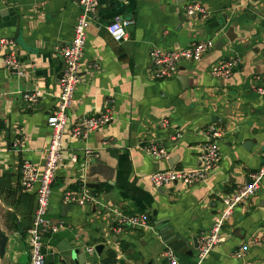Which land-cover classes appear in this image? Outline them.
Masks as SVG:
<instances>
[{"label":"crops","instance_id":"obj_1","mask_svg":"<svg viewBox=\"0 0 264 264\" xmlns=\"http://www.w3.org/2000/svg\"><path fill=\"white\" fill-rule=\"evenodd\" d=\"M192 2H199L207 16L188 15ZM79 11L76 0H0V39L15 41L26 72L21 78L7 71L2 61L8 49H0V223L7 235L0 264L29 262L27 230L35 198L20 185L19 165L25 159L43 163L47 118L60 91L59 47L72 38ZM115 17L129 22L122 41L106 30ZM230 25L238 35L232 41L225 36ZM211 37L214 47L200 61H182L172 78H152V47H185ZM234 57L240 63L230 77L210 74L214 63ZM263 58L264 0L245 5L238 0H98L49 203L48 216L62 218L68 228L45 239L44 264H108V250L116 253L115 264L120 258L127 264H167L162 253L169 249L178 264H195L193 238L210 229L222 197L247 183L264 157V95L255 91L264 84L256 79L264 74ZM34 90L39 98L27 102L23 93ZM108 106L112 120L86 139L69 136L76 119L101 114ZM210 125L222 131L217 166L203 182H175L158 190L148 179L153 172L201 165L203 145L212 140ZM145 143L163 147L167 158L145 152ZM85 149L92 155L86 157ZM83 186L113 210L144 214L148 226L115 233L113 216L99 206L67 204L63 210V192ZM164 228L177 240L178 251L162 235ZM223 233L224 241L202 264H264V179L234 208ZM98 244L100 253L94 249ZM240 246L246 251L237 258Z\"/></svg>","mask_w":264,"mask_h":264},{"label":"built area","instance_id":"obj_2","mask_svg":"<svg viewBox=\"0 0 264 264\" xmlns=\"http://www.w3.org/2000/svg\"><path fill=\"white\" fill-rule=\"evenodd\" d=\"M247 1L238 0L242 5H245ZM76 2L80 11L73 26L72 38L59 47L63 61V69L59 80L60 91L56 104L47 118L50 136L48 145L44 149L43 163L40 166L25 159L19 165L20 185L24 190L32 192L35 197V206L27 230L28 264H44L46 255L44 248L45 239L68 228L62 218L54 221L48 216L49 203L56 172L63 160V138L65 137L68 122V111L73 103L76 87L80 82V57L86 43L87 29L95 17L98 5V0H76ZM186 13L188 15L198 14L201 17L207 16L206 10L199 2L189 3L186 6ZM128 23L127 20L121 17H115L106 25V30L115 41H122L127 38L126 26ZM214 43L215 40L211 37L194 41L185 47L173 49L152 47L149 52L152 78L163 80L174 77L182 61H200L206 53L213 49ZM15 46L16 43L13 39H0V49H8L3 56L4 68L12 75L23 78L26 76V72L14 51ZM239 63L240 61L236 57L219 60L210 67V74L217 79H226L232 75ZM98 66V63L92 64V68L97 69ZM256 79L264 82V74L257 76ZM255 91L260 95H264V84L257 85ZM39 96L38 90L23 93V97L27 102H36ZM111 110V106H108L101 114L82 116L80 119H76L70 128L69 136L74 139H86L90 131L113 119ZM207 134L212 137V140L203 145L200 166L194 168H170L153 172L148 176L152 184L161 187L175 182L184 185L203 182L220 161L218 138L221 137L222 131L216 126L210 125L207 129ZM141 147L145 152L158 159L167 158L166 150L156 144L145 143ZM92 153L90 149H85L86 157L91 156ZM70 159L72 162H76L77 155L72 153ZM248 177V183L222 197V208L214 216L210 229L201 231L197 235L195 264H202L206 255L224 241L223 227L226 221L229 220L234 208L248 200L259 189L264 179V157L261 165L251 171ZM62 201L66 205L94 204L99 206L105 213L113 216L114 224L112 230L115 233H120L128 227L148 226V219L144 214L123 213L113 210L102 203L98 196L85 186L78 190L64 191ZM87 250L91 251L92 248L89 247ZM245 251L246 247L240 246L234 252V256L241 258ZM162 256L166 259L167 264H178L172 250L164 251Z\"/></svg>","mask_w":264,"mask_h":264},{"label":"water","instance_id":"obj_3","mask_svg":"<svg viewBox=\"0 0 264 264\" xmlns=\"http://www.w3.org/2000/svg\"><path fill=\"white\" fill-rule=\"evenodd\" d=\"M234 25H230L229 27H228V29H227V31L225 32V36L229 39V41H232L235 37H237L238 35H236L235 34V32H234ZM263 61H264V58H263ZM61 73H62V71H61ZM61 76V75H60ZM168 162H169V160H168ZM249 182V179L247 180V183ZM158 190H162V188L161 187H159L158 188ZM67 205L66 204H64L63 206H62V209L63 210H66L67 209ZM161 233H162V235L165 237V239H166V241H169V243H170V245L175 249V251H178V249H177V247H178V245H176V243H177V240H172V238L171 237H169L168 235H169V232L164 228V229H161ZM6 242H7V235L5 234V232L2 230V228H1V223H0V257H2L3 255H4V253H5V248H6ZM192 242H193V247H196L197 246V239H196V237L195 238H193V240H192ZM64 249H69V245L67 244V243H65L64 242ZM180 247V246H179ZM103 248V246L101 245V244H98V245H96L95 246V251L97 252V253H100V250ZM81 252H82V250H81ZM78 253V251L77 250H71V254L72 255H76ZM79 257H80V255H79ZM118 264H127V262L123 259V258H120L119 260H118Z\"/></svg>","mask_w":264,"mask_h":264},{"label":"trees","instance_id":"obj_4","mask_svg":"<svg viewBox=\"0 0 264 264\" xmlns=\"http://www.w3.org/2000/svg\"><path fill=\"white\" fill-rule=\"evenodd\" d=\"M33 196H34V194H33ZM35 198V197H34ZM35 206V205H34ZM34 209V208H33ZM32 213H33V211H32ZM32 213H31V215L30 216H32ZM107 256H109L108 257V259H110L111 260V262L110 263H108V264H115L116 263V261H117V259H116V253L113 251V250H108L107 251Z\"/></svg>","mask_w":264,"mask_h":264}]
</instances>
